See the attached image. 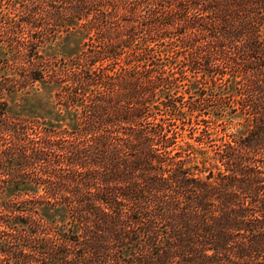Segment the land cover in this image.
Here are the masks:
<instances>
[{
    "label": "trees",
    "instance_id": "obj_1",
    "mask_svg": "<svg viewBox=\"0 0 264 264\" xmlns=\"http://www.w3.org/2000/svg\"><path fill=\"white\" fill-rule=\"evenodd\" d=\"M263 11L0 0V49L21 64L0 81V169L14 173L0 177V264H264ZM72 40L75 55L46 57ZM36 85L55 118L11 115L5 96ZM201 117L237 134L190 135Z\"/></svg>",
    "mask_w": 264,
    "mask_h": 264
},
{
    "label": "rangeland",
    "instance_id": "obj_2",
    "mask_svg": "<svg viewBox=\"0 0 264 264\" xmlns=\"http://www.w3.org/2000/svg\"><path fill=\"white\" fill-rule=\"evenodd\" d=\"M261 16H264V11ZM264 33V31H263ZM76 40L72 41H65L62 43V45L58 46L53 44L49 46L47 52L45 53L46 57H49L51 59H61L62 57L69 58L72 55H75L78 50V43H76ZM19 60L13 59L10 52H4L0 49V81H2V77L4 79L14 77V75H17L19 71L21 70ZM16 79V78H15ZM14 80L16 83H20V78L17 76V79ZM6 82V81H5ZM202 85L199 87L201 89H205L208 85H205V82L202 81ZM18 85L17 87H19ZM212 87H208L207 93L212 96H217V93L215 91H212ZM223 94V93H222ZM224 95V94H223ZM187 97V96H184ZM229 96H227L228 99ZM193 100H196L197 98L195 95L192 96ZM5 100L7 101L9 105V113L13 116H19L28 120H47L50 121L55 118V116H52V113L56 112L55 105H54V95H53V89L44 86V85H36L33 89H28L21 91L19 88L18 91L5 96ZM187 100V98H185ZM200 122H195L194 127L195 130L190 132V135L198 136L199 132L202 131L201 129H205V131H208L213 136V140H218L217 134L220 131V133L225 134H237V128H238V121L234 120L232 122L226 123V121L219 123H214V121L208 120L206 117H201ZM205 121V122H202ZM197 123H200L197 125ZM181 125V124H180ZM238 125V126H237ZM182 126V125H181ZM189 129V126H187ZM58 128V127H57ZM30 139H37L41 136V134H32L29 135ZM218 142H213L212 144H215ZM7 174H13L14 173H4L2 169H0V177H9ZM43 173L38 172H30V176L34 177H42ZM26 173H20L19 176H29ZM25 193H30L29 197H25L24 199H21L20 201H31L33 197L39 198L45 193V188H29ZM10 195V194H9ZM8 195V196H9ZM12 196V195H11ZM10 196V197H11ZM20 206V205H19ZM30 209H33L32 211L37 212V210L41 209L40 206L37 205H29Z\"/></svg>",
    "mask_w": 264,
    "mask_h": 264
}]
</instances>
